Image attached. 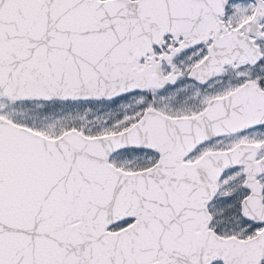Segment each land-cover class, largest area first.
Masks as SVG:
<instances>
[{
	"label": "snow or ice",
	"instance_id": "snow-or-ice-1",
	"mask_svg": "<svg viewBox=\"0 0 264 264\" xmlns=\"http://www.w3.org/2000/svg\"><path fill=\"white\" fill-rule=\"evenodd\" d=\"M0 264H264V0H0Z\"/></svg>",
	"mask_w": 264,
	"mask_h": 264
}]
</instances>
